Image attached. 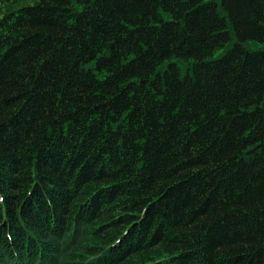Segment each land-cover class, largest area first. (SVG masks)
<instances>
[{
	"label": "trees",
	"instance_id": "obj_1",
	"mask_svg": "<svg viewBox=\"0 0 264 264\" xmlns=\"http://www.w3.org/2000/svg\"><path fill=\"white\" fill-rule=\"evenodd\" d=\"M0 264H264V0H0Z\"/></svg>",
	"mask_w": 264,
	"mask_h": 264
},
{
	"label": "rangeland",
	"instance_id": "obj_2",
	"mask_svg": "<svg viewBox=\"0 0 264 264\" xmlns=\"http://www.w3.org/2000/svg\"><path fill=\"white\" fill-rule=\"evenodd\" d=\"M22 3V5L24 4L23 2H20L19 4H21ZM218 55V54H217Z\"/></svg>",
	"mask_w": 264,
	"mask_h": 264
}]
</instances>
